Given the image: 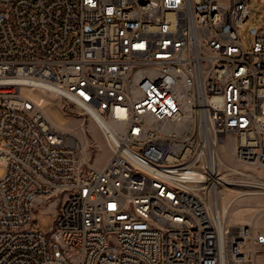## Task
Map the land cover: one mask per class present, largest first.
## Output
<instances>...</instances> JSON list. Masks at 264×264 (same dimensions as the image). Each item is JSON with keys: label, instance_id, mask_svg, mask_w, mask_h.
<instances>
[{"label": "built area", "instance_id": "built-area-1", "mask_svg": "<svg viewBox=\"0 0 264 264\" xmlns=\"http://www.w3.org/2000/svg\"><path fill=\"white\" fill-rule=\"evenodd\" d=\"M250 2L0 0V264H258L264 232L222 209L264 196ZM34 95L88 114L107 163Z\"/></svg>", "mask_w": 264, "mask_h": 264}, {"label": "rangeland", "instance_id": "rangeland-1", "mask_svg": "<svg viewBox=\"0 0 264 264\" xmlns=\"http://www.w3.org/2000/svg\"><path fill=\"white\" fill-rule=\"evenodd\" d=\"M250 3V18L241 29L242 42L247 49L252 47L255 40L252 30L254 28H264V0H251ZM34 97L39 99L38 101L44 107L45 114L57 127L72 133L84 144L92 164L102 167L107 163L110 151L99 126L88 114L62 99L54 101L53 98H50L42 101L41 97L37 95H34ZM222 151L227 153L223 148ZM231 196L232 194L230 196L226 195L224 200L229 201L232 198ZM250 199H253L252 207L256 210L253 215H257L254 219L255 226L259 229L264 228V196L235 197L227 212L228 226L235 225L240 221L239 219L253 220L252 218L246 219L251 213L250 209H245ZM254 200L261 203L256 204ZM53 208V206H41L36 209L37 222L43 232L49 231L53 227L55 214ZM258 264H264V255L258 258Z\"/></svg>", "mask_w": 264, "mask_h": 264}, {"label": "crops", "instance_id": "crops-1", "mask_svg": "<svg viewBox=\"0 0 264 264\" xmlns=\"http://www.w3.org/2000/svg\"><path fill=\"white\" fill-rule=\"evenodd\" d=\"M254 201L256 202V204H260L261 203V202L256 201V200H254ZM252 202H253V199H250V201L248 202V206H246L245 209H250V211H251L250 215H248L246 219L252 218L253 220L250 221V220H245V219H239L240 221H238V223H236V224H250V223L254 222V219L256 218L257 215H255V216L253 215L256 210L254 209V207H252L253 206ZM257 229L260 232H264V228L263 229L257 228Z\"/></svg>", "mask_w": 264, "mask_h": 264}, {"label": "bare ground", "instance_id": "bare-ground-1", "mask_svg": "<svg viewBox=\"0 0 264 264\" xmlns=\"http://www.w3.org/2000/svg\"><path fill=\"white\" fill-rule=\"evenodd\" d=\"M232 193L231 192H227V194H225V196L226 195H228V196H230ZM225 196H224V198H225ZM233 201V200H232ZM232 201H230V202H228V201H226V200H223L222 201V209H223V213L225 214L226 213V215H227V212H228V210H229V208H230V205H231V202Z\"/></svg>", "mask_w": 264, "mask_h": 264}]
</instances>
